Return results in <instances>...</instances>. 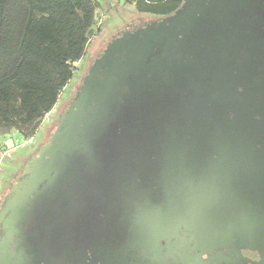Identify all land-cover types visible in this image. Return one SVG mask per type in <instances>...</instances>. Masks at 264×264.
<instances>
[{"label": "flooded vegetation", "instance_id": "1", "mask_svg": "<svg viewBox=\"0 0 264 264\" xmlns=\"http://www.w3.org/2000/svg\"><path fill=\"white\" fill-rule=\"evenodd\" d=\"M150 15L9 176L0 264H264V0Z\"/></svg>", "mask_w": 264, "mask_h": 264}, {"label": "trees", "instance_id": "2", "mask_svg": "<svg viewBox=\"0 0 264 264\" xmlns=\"http://www.w3.org/2000/svg\"><path fill=\"white\" fill-rule=\"evenodd\" d=\"M165 15L181 0H125ZM95 0H0V129L31 137L85 52Z\"/></svg>", "mask_w": 264, "mask_h": 264}, {"label": "rangeland", "instance_id": "3", "mask_svg": "<svg viewBox=\"0 0 264 264\" xmlns=\"http://www.w3.org/2000/svg\"><path fill=\"white\" fill-rule=\"evenodd\" d=\"M95 1L97 8L94 12L92 31L85 52L78 61L73 63L74 72L71 79L60 92L54 107L40 120L34 134L25 138L14 129H0V200H2L4 192L9 187V176L28 160L39 144L46 141V137L53 127L56 114L64 102H67L66 98L73 90L74 83L83 69L85 60L89 59L103 46L106 40L119 30L133 22L148 20L152 17L150 14L138 13L133 4L125 0ZM5 140H9V148L4 144L2 145ZM5 149H9V156L3 155Z\"/></svg>", "mask_w": 264, "mask_h": 264}, {"label": "built area", "instance_id": "4", "mask_svg": "<svg viewBox=\"0 0 264 264\" xmlns=\"http://www.w3.org/2000/svg\"><path fill=\"white\" fill-rule=\"evenodd\" d=\"M15 142H17V140H15ZM6 145L8 148H9V140H5V141H3L2 142V145ZM20 145H23V144H20ZM18 145L16 144V147H17ZM11 149V148H10ZM3 155H6V156H9V149H5L4 150V152H3Z\"/></svg>", "mask_w": 264, "mask_h": 264}]
</instances>
